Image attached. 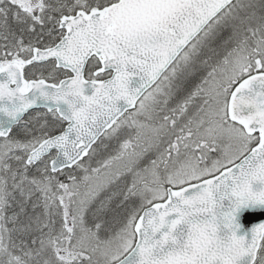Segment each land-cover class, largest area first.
<instances>
[{"label": "snow or ice", "instance_id": "obj_1", "mask_svg": "<svg viewBox=\"0 0 264 264\" xmlns=\"http://www.w3.org/2000/svg\"><path fill=\"white\" fill-rule=\"evenodd\" d=\"M0 264H264V0H0Z\"/></svg>", "mask_w": 264, "mask_h": 264}, {"label": "water", "instance_id": "obj_2", "mask_svg": "<svg viewBox=\"0 0 264 264\" xmlns=\"http://www.w3.org/2000/svg\"><path fill=\"white\" fill-rule=\"evenodd\" d=\"M247 227H250V225H246Z\"/></svg>", "mask_w": 264, "mask_h": 264}]
</instances>
